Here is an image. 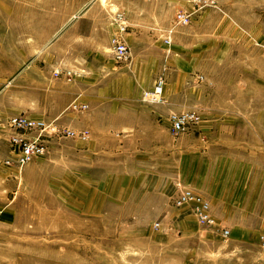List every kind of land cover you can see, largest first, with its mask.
Instances as JSON below:
<instances>
[{"label":"rangeland","instance_id":"rangeland-1","mask_svg":"<svg viewBox=\"0 0 264 264\" xmlns=\"http://www.w3.org/2000/svg\"><path fill=\"white\" fill-rule=\"evenodd\" d=\"M120 2L0 0V264H264V0H181L176 54L136 57L126 27L117 60ZM182 110L200 119L173 133ZM16 114L49 125L20 168ZM182 185L215 225L175 204Z\"/></svg>","mask_w":264,"mask_h":264},{"label":"built area","instance_id":"built-area-1","mask_svg":"<svg viewBox=\"0 0 264 264\" xmlns=\"http://www.w3.org/2000/svg\"><path fill=\"white\" fill-rule=\"evenodd\" d=\"M193 4H198L201 0H188ZM191 11L186 9H178L175 12L172 28L178 25L187 24L191 17ZM117 20V32L111 37L113 54L117 60L125 59L129 54L128 45L122 38V32L125 31L127 24L123 19V14L117 12L115 14ZM172 28L167 30L164 41L170 43ZM164 78L159 75L152 87L142 92V98L148 102H159L163 99ZM200 119V115L194 110H182L172 112L169 116L170 129L173 133L186 129L191 123H195ZM8 125L14 129L9 135V141L14 149H18L15 159L9 157L5 161L7 163L15 162L20 168L27 163L34 155L44 151V138L49 126L43 119L33 118L25 114H16L9 118ZM18 130L33 131L30 137L23 136ZM72 131L68 130V133ZM175 204L180 206L188 203L198 223L205 226L215 225V218L210 211L209 201L201 193L195 191L191 187L181 186L175 198ZM223 235L228 234V229L222 230ZM259 244L264 251V234L260 235Z\"/></svg>","mask_w":264,"mask_h":264},{"label":"crops","instance_id":"crops-1","mask_svg":"<svg viewBox=\"0 0 264 264\" xmlns=\"http://www.w3.org/2000/svg\"><path fill=\"white\" fill-rule=\"evenodd\" d=\"M181 0H121L120 11L123 14V19L127 24L126 32L124 37L127 38L131 45L133 52L138 58H152L159 59L169 54H176L173 51V46L176 44L172 40V34L175 27L172 28L173 23H170L161 33L162 38L154 36L157 30L162 27V24H167L168 19H172L174 11L181 4ZM117 5V4H116ZM165 11V16L163 17ZM119 12V11H118ZM172 28L170 34L171 41L166 43L164 41L167 30ZM151 30L150 36L142 37V32L148 33ZM139 34V36H138ZM151 41L153 46L140 45L139 43ZM137 42V43H136ZM164 45V46H163ZM152 47V49H151ZM2 133L0 132V147L2 144ZM1 165V160H0Z\"/></svg>","mask_w":264,"mask_h":264}]
</instances>
